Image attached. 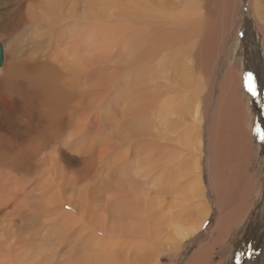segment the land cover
<instances>
[{"label":"bare ground","instance_id":"bare-ground-1","mask_svg":"<svg viewBox=\"0 0 264 264\" xmlns=\"http://www.w3.org/2000/svg\"><path fill=\"white\" fill-rule=\"evenodd\" d=\"M210 2L2 3L0 34L31 35L0 66V264L173 259L210 216L205 171L216 239L185 264H222L214 245L249 207L257 148L243 77L213 74L238 2ZM248 2L264 37V0Z\"/></svg>","mask_w":264,"mask_h":264},{"label":"rangeland","instance_id":"rangeland-1","mask_svg":"<svg viewBox=\"0 0 264 264\" xmlns=\"http://www.w3.org/2000/svg\"><path fill=\"white\" fill-rule=\"evenodd\" d=\"M2 1L5 3L6 0H0V28L8 21V15L5 12L7 6H4ZM210 1L213 3L210 2L208 7L214 11L215 0ZM237 2L233 18L234 37L231 39L230 46L224 44L215 53L213 74L215 78L217 77V84H220L227 74L228 64L232 63L237 67L240 79L243 77L240 94L248 102L247 109L253 122L251 139L257 148V154L244 162L247 174L253 176V188L248 199L249 207L240 220L231 227L232 229L227 233V239L216 242L213 260H215L214 263L222 261V264H264V37L257 27L248 0H237ZM26 27L29 31L33 28L37 29L30 25ZM26 33L27 31L19 29L12 36L5 33L0 34V44L3 49L6 48L8 58H11L14 48L17 49L19 44L22 41L24 43L31 35ZM249 74H251L256 95L249 91ZM214 108H210L204 121L202 129L205 131L204 137H206ZM203 163L205 164L204 160H202ZM202 178L205 183L204 188H206V199L211 208L210 216L198 233L184 241L183 251L181 250L178 256L173 259L163 257L161 264H185L197 248L203 244L212 243L216 239L215 227L221 211L216 203L206 171Z\"/></svg>","mask_w":264,"mask_h":264},{"label":"snow or ice","instance_id":"snow-or-ice-1","mask_svg":"<svg viewBox=\"0 0 264 264\" xmlns=\"http://www.w3.org/2000/svg\"><path fill=\"white\" fill-rule=\"evenodd\" d=\"M249 91L253 93V95H256V90H255V87L253 86V83H252V77H251V74H249Z\"/></svg>","mask_w":264,"mask_h":264},{"label":"water","instance_id":"water-1","mask_svg":"<svg viewBox=\"0 0 264 264\" xmlns=\"http://www.w3.org/2000/svg\"><path fill=\"white\" fill-rule=\"evenodd\" d=\"M4 55H3V46L0 44V66L3 63Z\"/></svg>","mask_w":264,"mask_h":264},{"label":"flooded vegetation","instance_id":"flooded-vegetation-1","mask_svg":"<svg viewBox=\"0 0 264 264\" xmlns=\"http://www.w3.org/2000/svg\"><path fill=\"white\" fill-rule=\"evenodd\" d=\"M262 140V139H261Z\"/></svg>","mask_w":264,"mask_h":264}]
</instances>
